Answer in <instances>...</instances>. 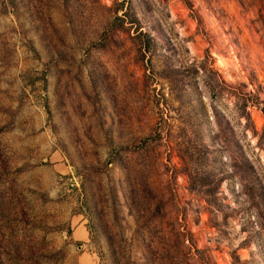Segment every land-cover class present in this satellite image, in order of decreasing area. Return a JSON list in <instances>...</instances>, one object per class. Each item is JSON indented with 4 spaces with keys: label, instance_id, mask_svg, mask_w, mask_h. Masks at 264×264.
<instances>
[{
    "label": "rangeland",
    "instance_id": "374dc122",
    "mask_svg": "<svg viewBox=\"0 0 264 264\" xmlns=\"http://www.w3.org/2000/svg\"><path fill=\"white\" fill-rule=\"evenodd\" d=\"M0 264H264V0H0Z\"/></svg>",
    "mask_w": 264,
    "mask_h": 264
},
{
    "label": "crops",
    "instance_id": "0c3cea01",
    "mask_svg": "<svg viewBox=\"0 0 264 264\" xmlns=\"http://www.w3.org/2000/svg\"><path fill=\"white\" fill-rule=\"evenodd\" d=\"M81 231V230H80ZM80 231H79V233H80Z\"/></svg>",
    "mask_w": 264,
    "mask_h": 264
}]
</instances>
